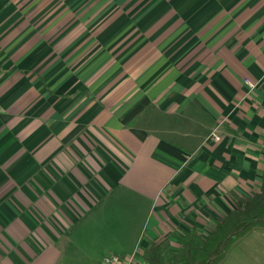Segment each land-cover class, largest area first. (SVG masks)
Masks as SVG:
<instances>
[{
  "label": "crops",
  "instance_id": "1",
  "mask_svg": "<svg viewBox=\"0 0 264 264\" xmlns=\"http://www.w3.org/2000/svg\"><path fill=\"white\" fill-rule=\"evenodd\" d=\"M240 196L264 201V0H0V264L177 249Z\"/></svg>",
  "mask_w": 264,
  "mask_h": 264
},
{
  "label": "trees",
  "instance_id": "2",
  "mask_svg": "<svg viewBox=\"0 0 264 264\" xmlns=\"http://www.w3.org/2000/svg\"><path fill=\"white\" fill-rule=\"evenodd\" d=\"M263 202L258 196H240L235 199L236 207L208 232L194 226L180 236L177 249L167 242L152 241L140 255L147 264H216L231 239L264 225Z\"/></svg>",
  "mask_w": 264,
  "mask_h": 264
},
{
  "label": "rangeland",
  "instance_id": "3",
  "mask_svg": "<svg viewBox=\"0 0 264 264\" xmlns=\"http://www.w3.org/2000/svg\"><path fill=\"white\" fill-rule=\"evenodd\" d=\"M260 213L264 215V207ZM216 264H264V225L231 239L223 257Z\"/></svg>",
  "mask_w": 264,
  "mask_h": 264
},
{
  "label": "built area",
  "instance_id": "4",
  "mask_svg": "<svg viewBox=\"0 0 264 264\" xmlns=\"http://www.w3.org/2000/svg\"><path fill=\"white\" fill-rule=\"evenodd\" d=\"M249 83L254 85L251 81H249ZM213 137L218 140L220 136L216 132H213ZM140 253L141 251L138 249L127 254L109 251L102 256L100 264H147V262L140 257Z\"/></svg>",
  "mask_w": 264,
  "mask_h": 264
}]
</instances>
